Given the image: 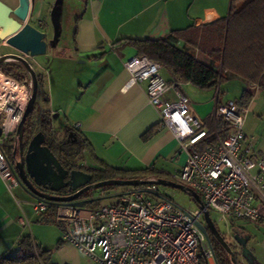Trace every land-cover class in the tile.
<instances>
[{
	"label": "crops",
	"instance_id": "crops-1",
	"mask_svg": "<svg viewBox=\"0 0 264 264\" xmlns=\"http://www.w3.org/2000/svg\"><path fill=\"white\" fill-rule=\"evenodd\" d=\"M54 1L34 0V6L28 10L30 24L37 25L44 9H50ZM229 1L80 0L82 6L69 31V40H61L60 35L56 44L49 47L47 66L39 65L47 91H43L42 99L46 107L38 113L54 112L50 115L53 137L61 139L58 136L64 135L65 125L79 133L87 147L83 152L87 168L107 166L128 171L153 168L173 177L183 164L185 153L170 130L161 124L159 111L148 104L144 95L146 83L124 87L129 74L122 62L138 54L125 40L166 37L194 58L218 69L216 62L201 55L173 32L226 17ZM47 29L40 30L48 32ZM160 74L164 82L173 79L164 67ZM180 87L183 94L187 92L194 116L203 121L211 117L216 105L215 90L201 89L191 82H182ZM173 93V90L166 93L169 100L175 99ZM259 102L260 98L253 93L242 130L252 138L254 148L264 152V136L256 133L251 120L247 124L249 113L258 108ZM12 190L8 192L0 178V264H29L7 259L20 255L18 248L26 236L36 245L44 263L84 264L83 253L61 240L63 223L55 220L54 207L37 214L31 203L35 198L20 185ZM255 201L264 206V199L256 197ZM20 218H25L29 225H20ZM241 221L245 224L238 225L235 220L231 223L236 232L249 235L246 245L258 264H264V225ZM31 262L38 264L35 255Z\"/></svg>",
	"mask_w": 264,
	"mask_h": 264
},
{
	"label": "built area",
	"instance_id": "built-area-1",
	"mask_svg": "<svg viewBox=\"0 0 264 264\" xmlns=\"http://www.w3.org/2000/svg\"><path fill=\"white\" fill-rule=\"evenodd\" d=\"M22 56L33 60L28 54ZM122 66L129 74L125 88L146 83L148 104L159 111L161 124L185 153L173 178L195 191L202 205L182 209L162 194L158 185L144 184L126 186L117 202L94 208L50 204L38 198L31 201L33 209L42 214L54 207L55 220L63 223L61 240L83 253L84 264H217L210 234L208 237L197 226V222L204 223L205 211L209 215L213 211L225 226L234 220L264 225V206L255 201L256 197L264 199V152L257 151L252 138L242 130L248 107L236 100L219 102L215 92L216 105L209 117L215 140L198 148L208 127L191 113L189 99L180 89L182 82H164L160 74L163 65L144 54L125 58ZM30 87L29 77L20 81L0 70V178L10 193L19 180L14 163L3 151L30 98ZM170 90L174 100L167 98ZM19 223L29 225L25 218ZM32 246L38 264H47L33 242Z\"/></svg>",
	"mask_w": 264,
	"mask_h": 264
},
{
	"label": "trees",
	"instance_id": "trees-1",
	"mask_svg": "<svg viewBox=\"0 0 264 264\" xmlns=\"http://www.w3.org/2000/svg\"><path fill=\"white\" fill-rule=\"evenodd\" d=\"M239 1H244V4L236 9L235 4ZM229 12L226 17L218 20L202 24L200 26H189L185 29L175 30V36L182 38L185 43L191 45L201 55H205L212 62L219 63L220 69H215L212 65L202 62L190 55L184 49H181L170 43L166 37L160 39H127L125 40L130 45H133L137 53L147 55V57L159 61L163 67L169 70L173 76L172 80L167 82L172 83L176 81L191 82L193 85L201 89L217 90V100L219 101V86L222 81L238 78L244 80L258 88H264V0H230ZM124 41V42H125ZM12 62L0 63V70L13 76L17 80L25 81L27 78L21 75V72H16L20 69V65H15V68L10 67ZM28 76V75H27ZM40 79V78H39ZM40 85V84H39ZM38 85V86H39ZM243 93L237 102L240 105L247 106L253 97V92L249 89L242 90ZM36 112L35 104L30 114L27 116L23 126V146L26 145L29 137L34 132L41 131L44 134L45 145L58 158L60 163L68 169H82L89 172L92 176V182H97L106 179H146V178H164L176 181L171 176L163 175L155 172V169L148 168L143 171H128L110 168L103 166L100 169H91L87 167L78 166L74 162L78 158H83V152L87 150L85 141L70 126L65 125L64 137L58 139L53 137L51 127V117L49 112L41 111L37 123H34V114ZM35 124V125H34ZM37 126L35 131L34 126ZM204 125L208 127V134L198 144V148H202L207 143L215 140L214 128L211 123V118L207 117L204 120ZM221 129V125L218 126ZM225 131L220 130L223 134ZM69 134H71L69 136ZM11 136V135H10ZM8 137L6 144H8L5 153L7 159L12 163L17 159V155L13 157V149L15 146L16 135ZM116 185H107L100 188L109 189ZM90 195V192H85L84 196ZM87 194V195H86ZM91 197V195H90ZM102 196L98 199L88 201L84 207L94 208L100 206ZM50 206L48 209L52 208ZM211 246L213 247L217 264H232L230 256L224 250L220 243L210 235ZM227 245H229L227 243ZM231 250L235 252L231 245ZM19 256L16 258H7L9 260L28 261L29 264H34L32 241L30 237L26 236L20 242L18 248ZM240 252V249H239ZM234 257V258H235ZM6 259V258H5ZM237 259V258H236ZM238 261V260H237ZM239 264V263H238ZM246 264H250L246 261ZM251 264H258L254 258Z\"/></svg>",
	"mask_w": 264,
	"mask_h": 264
},
{
	"label": "water",
	"instance_id": "water-1",
	"mask_svg": "<svg viewBox=\"0 0 264 264\" xmlns=\"http://www.w3.org/2000/svg\"><path fill=\"white\" fill-rule=\"evenodd\" d=\"M15 8L10 9L0 0V42L5 43L11 52L0 53V63L16 62L19 63L25 74L31 80V95L23 111L21 119L17 125L15 135L16 141L13 149V157L18 154V160L14 161V168L17 172L19 185L22 186L30 196L35 199L41 198L50 204H63L67 206L83 208L88 201L98 199L99 197H89L87 199H78V197L89 190H96L107 185L116 186H141L144 184H154L170 186L180 189L191 196L198 205H202L200 197L195 191L186 187L182 183L164 178L147 179H106L92 182V176L89 172L82 169L65 168L58 158L45 145L44 134L41 131L36 132L23 146V126L27 116L34 108L38 85L41 84L42 74L37 73L30 66L28 60L22 54H28L31 57L42 55L47 47H53L60 34L61 18V0H55L50 9V23L53 34L51 40H47L46 32L41 31L43 27H35L28 22L29 11L34 6V0H17ZM13 12L16 18L9 16ZM40 78V79H39ZM71 134H69L70 136ZM23 151V152H22ZM37 187L49 189L53 193L40 191ZM69 188L74 192L68 195L57 194L61 189ZM204 223L197 222V226L204 234H209L220 243L227 254L230 256L232 264H238L234 252L224 240L222 235L215 227L208 211L203 215ZM233 239L240 249V255L248 263H252L254 255L246 245L249 240L248 234L234 233Z\"/></svg>",
	"mask_w": 264,
	"mask_h": 264
},
{
	"label": "rangeland",
	"instance_id": "rangeland-1",
	"mask_svg": "<svg viewBox=\"0 0 264 264\" xmlns=\"http://www.w3.org/2000/svg\"><path fill=\"white\" fill-rule=\"evenodd\" d=\"M243 4H244V1L237 2L235 4L236 9L240 8ZM13 5H15V3ZM80 5H81L80 0H61L62 13H61V18H60V26H59V29H60L59 35H61V40L63 38H64V40H67V39L69 40V38L71 36V35H69V31L74 26V23H75L74 20H75L76 15L78 14V9H80L82 6V5L81 6ZM83 5H84V2H83ZM47 9H48V7L44 9V14L38 20L37 25L40 23L43 25L42 29L48 28L47 29L48 32H46V34L48 36V35L53 34V32H52L51 23L49 22L50 21V13H49V10H47ZM28 22H30V20ZM61 32H62V34H61ZM1 43L2 42H0V53L11 52V50H9V48L6 47L4 41H3V45H1ZM46 49L47 50L44 54L34 56L33 60L28 59V62H30L32 64V66L34 67L36 74L41 72V70L39 69V65L47 66L50 48L47 47ZM15 65L16 64L13 63V65H9V66L12 68L13 67L15 68ZM18 65H20V64H18ZM217 65H218L217 67L219 70L220 69L219 63H217ZM16 72H21L22 73L21 75H23L26 78L28 77L27 75L23 74L21 68L18 70L16 69ZM45 86H46V84L44 83V86H43V82H42V86H39V89H37L36 99H34L36 112H35L33 118H34L35 124L37 123V120L40 117V114L38 113V111L40 109H44L46 107L44 100H42L43 99V91H45V92L47 91V87H45ZM181 87L187 88V89L189 88V87H184V86H181ZM181 87H180V89H181ZM244 89H249V91H252L254 93V96L256 98H260V100H261V102L258 103V104H260L258 106V108L249 113V116L247 118V124H248V121L251 120V125H253V127L255 126V129L257 131L256 133L261 135V136H264V88L255 87L249 83H246L242 79L232 78V79L224 80L221 82V84L219 86V91H218L219 92V98L221 99L222 102H225L227 100H236L237 101L238 99H240V97L243 93L242 90H244ZM186 93L187 92H185V94ZM245 116L246 115H244V117ZM244 121H245V118H244ZM56 122L57 121H56V117H55L54 123H56ZM34 129L36 131L37 126H34ZM36 132H34V134ZM10 137L11 138L14 137L13 134ZM58 137L63 138L64 135L60 134ZM4 148H5V150H7L8 144H5ZM74 162H76V164L78 166L87 167L86 162H84L83 158H78ZM125 188H126V186L125 187L124 186H112L109 189L100 190V188H99L96 190H89L88 192L91 193L90 195L92 198L102 196V198L99 199L101 201L100 204H107V203L117 202L118 201V199H117L118 194L122 190H124ZM159 189H160V192L162 194H165L168 199H170L176 205L182 207V209L183 208L192 209V208L196 207L195 200L191 196H189V194H187L186 192H184L180 189L170 187V186H162V185L159 186ZM12 191H13V194L17 198H19L16 191H14V190H12ZM90 195L88 194V196H86V197H90ZM86 208H89V207H86ZM210 215H211V221H213L215 227L217 228L219 233L222 235L224 240L229 245H231L232 249L235 252H237L235 258H237L238 263L239 264H246V261L240 255L238 245H236V242L233 239V235H234V233H236V229L234 228L233 223H230L229 226H225L222 222L216 220L217 216L213 211H210ZM235 222H237L238 225L245 224V222H243L241 220H235ZM67 244H69V243H67ZM75 249L77 251H79L77 248H75ZM83 258H85V257H83ZM85 263H86V258H85Z\"/></svg>",
	"mask_w": 264,
	"mask_h": 264
},
{
	"label": "flooded vegetation",
	"instance_id": "flooded-vegetation-1",
	"mask_svg": "<svg viewBox=\"0 0 264 264\" xmlns=\"http://www.w3.org/2000/svg\"><path fill=\"white\" fill-rule=\"evenodd\" d=\"M3 3H5L10 9H13V8H15L16 7V5H17V0H1ZM15 3V5H13ZM53 4H54V2H53ZM53 4H52V6H53ZM52 6L50 7V9L52 8ZM50 9H48L49 10V13H50ZM9 16H11V17H13V18H16V16L13 14V12H11L10 11V13H9ZM52 27V26H51ZM51 38H52V36L49 38V37H47V40L49 41V40H51ZM1 45H3V43H1ZM21 70H22V72L24 71L22 68H21ZM23 74H25L24 72H23ZM26 75V74H25ZM25 148H26V146H24V150L23 151H25ZM22 151V152H23ZM17 155V159L16 160H18V154H16ZM14 163V162H13ZM66 168V167H65ZM40 191L42 190V192H46V193H53V192H51V191H49V189H44V188H40V187H37ZM74 191L73 190H70L69 188H63V189H61L57 194H60V195H68V194H71V193H73ZM84 194L85 193H82L79 197H78V199H87V198H89V197H86V196H84Z\"/></svg>",
	"mask_w": 264,
	"mask_h": 264
},
{
	"label": "bare ground",
	"instance_id": "bare-ground-1",
	"mask_svg": "<svg viewBox=\"0 0 264 264\" xmlns=\"http://www.w3.org/2000/svg\"><path fill=\"white\" fill-rule=\"evenodd\" d=\"M10 89H16L14 84H7Z\"/></svg>",
	"mask_w": 264,
	"mask_h": 264
}]
</instances>
